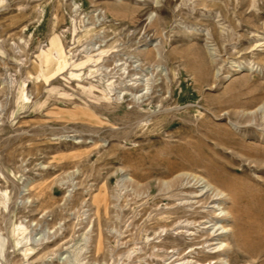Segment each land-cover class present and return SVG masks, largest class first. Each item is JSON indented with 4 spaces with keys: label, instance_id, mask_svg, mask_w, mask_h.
Instances as JSON below:
<instances>
[{
    "label": "rangeland",
    "instance_id": "1",
    "mask_svg": "<svg viewBox=\"0 0 264 264\" xmlns=\"http://www.w3.org/2000/svg\"><path fill=\"white\" fill-rule=\"evenodd\" d=\"M228 184L264 204V0H0V264H264Z\"/></svg>",
    "mask_w": 264,
    "mask_h": 264
},
{
    "label": "bare ground",
    "instance_id": "2",
    "mask_svg": "<svg viewBox=\"0 0 264 264\" xmlns=\"http://www.w3.org/2000/svg\"><path fill=\"white\" fill-rule=\"evenodd\" d=\"M167 2H171V0H167ZM204 65V64H203ZM205 66V65H204ZM207 66V65H206ZM206 66L204 67V69H206ZM203 67V66H202ZM208 67V66H207ZM204 73H206L207 74V70H204ZM212 167V166H211ZM210 167V168H211ZM214 170V169H213ZM216 171V170H215ZM219 173V172H218ZM212 175H214V174H212ZM216 175V174H215ZM214 175V176H215ZM222 175H224V174H222ZM227 176H225V178H226ZM214 179L213 180H215V181H212V179L211 180H207V184H206V186H209V187H211L212 188V190H214V191H220L221 192V190H220V185H225L226 184V179H224V178H222V177H213ZM229 182V181H228ZM242 184V183H241ZM229 186H230V184H228ZM227 185V186H228ZM235 185H238V184H235ZM206 186L205 187H200V191L199 192H204V190H205V188H206ZM229 188V192H230V194H231V196H232V202H233V205H234V207H233V212L237 215L236 217H239V220L241 219L242 221H243V223H244V221L245 220H247L248 222H250V225L252 226V227H255V229L256 228H259V227H261L262 228V231L261 232H263L264 233V204L262 203V201H261V203L260 202H255V200L253 201V200H251V199H253V198H248V197H251V196H249L248 195V197H247V195H246V193H245V191L243 190V192L241 191V190H239V188L237 187V186H230V187H228ZM222 189V188H221ZM251 190V189H250ZM253 191V190H252ZM207 193H209V192H207ZM207 193H205L204 195H206ZM203 195V196H204ZM217 196V195H216ZM212 197L213 196H208V199L210 198V199H212ZM231 198V197H230ZM254 199H258V198H254ZM217 201H221V199H219V198H213L212 199V202H211V204H215L214 205V207H213V209H214V212H216V211H218L217 210V208H215L216 206H217ZM223 201V200H222ZM219 206V205H218ZM234 217H235V215H234ZM235 217V218H236ZM243 219H245V220H243ZM220 220H221V218H220ZM239 223H240V221H239ZM243 223H242V225H243ZM241 224H239V226H240ZM244 226V225H243ZM242 226V227H243ZM241 227V228H242ZM240 228V229H241ZM248 228V227H247ZM257 233V232H256ZM255 234V233H254ZM253 234V235H254ZM258 234H259V232H258ZM261 234V233H260ZM239 235H240V233H239ZM264 235V234H263ZM260 237V236H259ZM261 237H262V234H261ZM243 241V240H242Z\"/></svg>",
    "mask_w": 264,
    "mask_h": 264
}]
</instances>
